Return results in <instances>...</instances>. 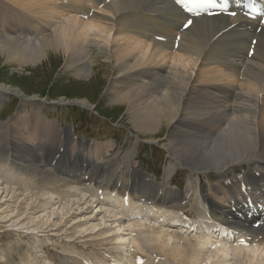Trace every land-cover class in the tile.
Returning <instances> with one entry per match:
<instances>
[{
  "label": "bare ground",
  "instance_id": "obj_1",
  "mask_svg": "<svg viewBox=\"0 0 264 264\" xmlns=\"http://www.w3.org/2000/svg\"><path fill=\"white\" fill-rule=\"evenodd\" d=\"M64 16H73L80 20L70 17L65 23L60 20ZM0 22V27L4 28L0 35V59L12 66L18 76L28 72L29 69L26 68L31 66L39 67L40 71L51 69V62L59 60L58 56H54L53 60L48 58L49 54H53L64 57L65 67L69 70L77 68V78L91 84V75L95 73L97 76V72H94L98 64L97 57L93 56L91 65L84 61L94 48L114 64L112 73L115 71L116 74L128 76L148 67L146 72L155 70L156 75L145 74L144 80L152 83L148 81L149 84H144L145 81L141 85L132 78L123 81L122 77L112 88L119 104L123 103L127 107L132 127L152 141H163L164 137L169 136V154L173 166L180 164L196 171L215 173L249 163L250 169L245 171V175L238 179L236 186L232 188L240 198L236 202L229 201L228 208L218 205L204 190H200L199 196L209 211V218L217 224V228L218 224H222L235 231L241 229L238 231L239 235L230 237L233 241H229L222 238L225 230L210 228L205 231L202 230L203 226L197 224L194 225L198 228L189 229L187 225L184 228L175 218H166L168 211L184 213L194 219L199 216L198 210L186 211L190 203L187 197L179 194L177 197V192L168 189V185L173 184L172 172H168L162 181L163 184L158 185L134 168L130 172L132 167L128 157L124 160L123 167L112 165L109 169L100 170L85 158L83 151H88L87 147L82 146L76 153H70L66 147L60 148L58 144H68L69 133L56 130L51 133L54 125L48 122L46 123L51 128L47 132L51 135L49 147L43 145L48 143L43 130L37 133L32 130L31 134L43 139L45 137L46 141L28 147L26 144H20L16 137L0 127V164L7 162L5 153L11 152V149L16 152L9 155L13 164H16L18 157L23 159L25 156L34 157L37 162H41L43 157L49 154L53 159L63 162L57 169V178L55 176L56 180L63 182L60 186L62 189H72L74 184L83 186L89 183L98 191L116 193L122 201L134 202V206L127 209L120 204L115 205L119 207L116 208L112 206V201L100 197L96 199V210L99 205L108 206L116 213L108 214V218L111 216L115 219L114 223L120 224L113 232H117V235L109 236H116L115 241L119 247H124L127 243V235L122 233L139 235L144 231H154L155 225L147 226L142 222L150 216L141 217L138 212L142 211L141 207L150 206L161 210L157 212L161 214L160 217L164 216V222H167L161 224L160 217L154 218L155 222L162 228L177 231L176 235L181 239L182 248L178 245L176 249L168 251L166 239L170 234L161 235L160 238L154 232L152 240L154 237L158 239H154L153 243L161 249V254H151L156 257L155 261L166 257L171 262L180 264H214L216 256L227 257L229 254H235L236 262L240 259L241 262L248 260L253 263L255 253L247 252L248 255H241L242 250L259 249L260 253L264 252V99L261 104V97L258 98L264 95L263 17L246 15L242 0H205L199 8L192 10L177 3V0H1ZM36 35L42 36L40 42H34L32 36ZM5 64L3 67H6ZM98 71L102 73V70ZM223 82L238 87L221 89L222 87L218 86H222ZM195 83L199 84V90ZM194 86L197 89H194ZM2 87L12 91V87H7L6 84ZM240 88L242 91H238ZM2 95L0 94V97ZM79 100L70 102L92 106L83 98L82 101ZM114 107L120 108V105ZM32 122L30 119L26 123ZM60 133L65 135L64 139L58 138ZM78 145L80 143L75 142V146ZM133 160L136 161L137 156ZM64 165L68 168H61ZM33 174L29 172L27 175L41 184H56L53 175L37 178ZM214 177L220 178L219 175H213L209 180ZM1 179L9 184L16 182L9 173ZM198 179L203 181L201 176ZM57 185L59 186V183ZM177 187L179 188V185ZM249 195L253 200L249 199L246 203ZM223 197L226 198L225 195ZM222 201L224 202L223 199ZM72 203L78 205L82 204V201ZM77 210L80 209L62 208L61 211H53L51 214L58 215L63 222L73 211V215L77 214ZM19 216L17 213L11 216V219L10 215L0 218V225L3 226L0 230L4 229L1 223H10L11 227L30 233H43L48 230L52 232L57 226V223L50 219H46L44 223H22L18 221L23 219ZM13 217L18 219L14 220ZM41 217L39 219L43 221L46 216ZM77 221L84 222L85 219ZM86 224L84 222V225ZM100 226L91 225L92 230H89L90 227L81 228L82 230L77 231L80 234L77 238L82 240L85 236L89 237L87 233H93ZM72 234L67 238L76 237V234ZM187 234H194V237L183 236ZM241 241H244V244H241ZM142 243V248L148 250L144 240ZM209 251L215 256L205 258L208 259L207 262L203 261L204 258L201 261L193 259L196 256L208 255ZM125 252L123 251L122 256L113 258V264H138L140 258L128 259ZM187 253L191 254L193 260H187L188 255L186 259ZM6 257L5 263L0 264H16L9 255ZM59 264L78 263L63 258ZM260 264H264V261Z\"/></svg>",
  "mask_w": 264,
  "mask_h": 264
},
{
  "label": "rangeland",
  "instance_id": "obj_2",
  "mask_svg": "<svg viewBox=\"0 0 264 264\" xmlns=\"http://www.w3.org/2000/svg\"><path fill=\"white\" fill-rule=\"evenodd\" d=\"M70 17H72L73 20L75 19L73 16ZM70 17L64 16L65 20L63 17L60 20L67 23ZM75 20L79 21L80 19L77 18ZM1 23L2 22H0V26L2 25ZM3 29L4 28L0 27V35H2ZM32 37L34 38V42H40L42 40L40 39L42 36L39 35ZM54 56H58L59 60L51 62L53 65L51 69L47 68L46 71L43 69L40 71L38 69L39 67L35 68L34 66H31L26 68L27 70L29 69L28 72H25L20 76H18L12 66L5 64V62L0 59V83L2 82L3 84H6L7 87H12V91H9L7 88L2 87L3 84H0V94H3L2 97H0V127H3L11 136L16 137L20 144H26L30 147L45 142L46 140L44 136L43 139L42 137H36L31 134L32 130L36 133L43 130L46 133V138L48 140V143L43 145L45 147L51 146V141H49L51 135L47 134L48 130L51 129L46 123L48 122L49 124L54 125L51 133L55 130L60 132L68 131L69 133L68 144L66 145V142L58 144L60 148L66 147L70 153H76L82 146L83 148L87 147L88 151H83L85 158L89 160L94 167L96 166L100 168V170H102V168L109 169L112 165L123 167V165H125L123 164L124 160L128 157L132 167L129 170L130 172L133 171L132 169L134 168L138 173L153 180L158 185H162V181L166 174L172 172L174 182L181 183L182 186L181 190H178L174 185L170 184L168 185V189L177 192V197L183 195L189 199L190 203L187 206L188 209L185 208L187 209L186 211H199V216L196 220L193 219L189 221V223H193V225H202L204 229H209L212 225L208 220L206 206L199 196L200 189H204L206 195L212 196L214 201L224 208L230 206L229 201H235L240 198L237 195L236 190H233L232 188L236 186V181L243 177L245 171H247L244 166L248 165L247 167L250 169L249 163L242 164L241 166L237 165L231 169L216 173H211L210 171L200 172L193 170L188 166H181L180 164L173 166L174 163L169 154V136L164 137L163 141H152L145 138L144 135L138 133L135 128L132 127L130 118L127 115V107L123 103L119 104L117 101L118 98L116 99L114 94L115 91L112 88L117 85L116 82L120 81L122 77L123 81H128V79L132 78V80L137 81L136 83L141 85H143L142 83L145 81L144 84H149V82L152 83L149 80V82L144 80L146 78L144 75L151 74L155 76V70L146 72L147 67L138 72H133L128 76H124V74L121 73L116 74L115 71L112 73L114 70V64L104 58L105 56L99 53L97 48H94L93 52L84 61V63L91 65L93 62V56L97 57L96 61L98 64L96 63L97 67L94 69V72H97V76L95 73L93 76L91 75V79L89 80L91 84H88L83 80H80V78H77V75H75L77 68H71L69 70L65 67L66 59L64 57L49 54L48 58L51 57L50 60H53V58H55ZM4 64L6 67H3ZM49 70L52 72H49ZM98 70H102V73L100 74ZM156 78L159 79L158 76ZM224 83L225 82L222 83V86L218 87H222L221 89L228 88L229 90L233 87L235 89L238 87L236 85L232 86ZM198 85L199 84L195 83V86L198 87ZM197 87L194 89H197ZM199 89L200 88L198 87V90ZM238 91H242V88ZM262 96L260 95L258 97H261L259 100L261 104L262 99H264V95ZM82 98L87 100L92 106L86 107L80 105V107L77 106L79 104L73 105V103L70 102L74 101V99H80L79 101H82ZM16 103H18V107H16ZM114 105H120V108H116ZM74 107L77 109L72 110L71 108ZM257 113L259 114V110H257ZM9 116L11 117L8 118ZM45 116H47V118ZM30 119H32L33 122L27 124L26 122ZM64 136L63 133H60L58 138L64 139ZM59 141H61V139ZM56 142H58L57 139ZM75 142H79L80 145L75 146ZM143 145H149L150 147H153V149L144 148ZM5 154L7 161L10 162L8 164L7 162L0 164V200L2 199L0 201V218L10 215L9 219H11V216H15L18 213L20 215L19 218H23L22 220H18L19 222L35 224L36 221L44 223L46 219H50L53 223H57V226L52 232H49L50 230H48V232L43 233H38L37 231L30 233L29 231L21 230L17 227L13 228L10 226V223H1L4 225V229L0 230V263H5L6 256L9 255L11 260L16 264H21L22 262L30 264H59L63 258L71 259L78 264H113V258L122 256L123 251H126L125 254L128 259L140 258L141 264H180L171 262L170 259L166 257H160L158 261H155L154 259L156 257L151 255L154 254L156 256L157 254H161V249L154 245L155 242L153 243V241L158 236L161 238L164 234L172 235H169L168 239L165 237L168 244L167 246H169L168 251L176 249L178 245L182 248L181 239L179 237V240L176 235L177 231L169 230L164 227L162 228L155 222L154 218L160 217L161 214L155 211L154 208L150 206L144 208L141 207L142 211H138L141 217L147 218V216H150L149 219L142 220V222L147 226L151 224L155 225L153 229L154 231L146 229L148 230L147 233L144 231L145 234L141 233L139 235L130 232H127L128 234L122 233V235H127L125 238L128 244L126 243L127 247L121 246V249V247L116 244V236H113L117 235V232H115V234L113 232L120 224L117 223V225L114 223L115 219L111 218V216L108 218L109 215H116L114 209L108 206L99 205L97 207L98 212L95 208L98 204L95 202L96 199L100 197L106 201H112L114 203H112V206L116 208L119 207L115 205L120 204L127 209L133 207L135 204L134 202L130 200L122 201L116 193L98 191L89 183L84 184L83 186L74 184V188L72 189H62L60 186H62L63 182L60 183V180L58 179L57 181L55 176L57 178V169L63 164V162L53 159L49 154L45 155L41 162H37L36 158L30 156H25V161H22L24 158L20 159L18 157V162L16 164L17 166H20V171L15 169L17 166L12 163L13 159L9 157L10 154L14 155L16 152L11 149V152H6ZM135 156H137V161L133 160ZM144 165L149 166V169L144 170ZM31 167H33V170ZM61 168L66 169L68 167L64 165ZM61 168L59 169L61 170ZM69 169L73 170L74 168L69 167ZM239 170H242L243 172H240ZM29 172L32 174L34 173L33 175L37 178L53 175V179L56 180L55 185L59 183V186L53 184H41L39 181H36L35 178H31L27 175ZM227 172H229L230 175L226 174ZM6 173H9L11 177L13 176L12 178H14L16 182L9 184L1 180ZM200 175L205 179L202 183H200L198 179ZM213 175H219L220 180L217 177H214L213 180H211L213 182H209V178ZM216 179L219 181H214ZM224 195L226 198L223 197ZM78 201H82V204L74 205L72 203ZM87 201L89 202V205ZM77 207L80 209L77 211H82L83 213L77 212V214L75 213V215H73L75 212L73 211L63 222L59 219L58 215L51 214L53 211H61L62 208L76 210ZM83 214H87L85 216L86 218H83ZM43 216L46 217L42 221L39 217L43 218ZM166 218H183V214L168 211L166 213ZM13 219L17 220L18 218L13 217ZM79 219H85L84 222L87 224L84 225V222L78 223L77 220ZM118 220L122 221V219ZM112 223L115 224V227ZM127 223L128 222L126 221L125 224ZM91 225L101 226L99 227L100 229L97 228L98 231L95 229L96 231L93 233H87L89 237L85 236V238H83L84 240L77 238L80 235L78 232L83 228L90 227L89 230H92ZM106 225L108 226L106 227ZM193 225L189 229H192L193 227L198 228L196 225ZM0 227L3 226L0 225ZM34 227H36V225H34ZM5 231L9 232L4 233ZM154 232L157 237H154L152 240ZM105 233L106 235H103ZM71 234H76V237L72 239L67 238V236H70ZM109 234H113L111 235L112 237L109 236ZM149 235H151V237ZM183 236L193 238L194 234ZM133 237H135V239ZM172 237H174L175 240L172 239ZM142 240L145 241L148 250L142 248ZM136 244L138 245L136 246ZM258 250L259 249L254 251L253 249L242 250L241 255H244L245 253L248 255L247 252L255 253L254 262L250 263L248 260H242L241 262L239 259L237 263L260 264V262L264 261V252L260 253ZM186 255H188V253L185 254V257ZM190 255L191 254L188 255L189 259L186 257L187 260L192 259V256ZM204 256L210 255H200L193 259L201 261ZM219 256H216V260H214L213 263L225 264L222 263L224 260L221 258V255Z\"/></svg>",
  "mask_w": 264,
  "mask_h": 264
},
{
  "label": "snow or ice",
  "instance_id": "obj_3",
  "mask_svg": "<svg viewBox=\"0 0 264 264\" xmlns=\"http://www.w3.org/2000/svg\"><path fill=\"white\" fill-rule=\"evenodd\" d=\"M177 3L184 4L189 10H192L199 8L201 4L205 3V0H177ZM241 244H244V241H241Z\"/></svg>",
  "mask_w": 264,
  "mask_h": 264
}]
</instances>
